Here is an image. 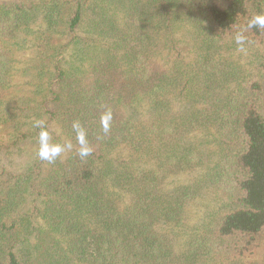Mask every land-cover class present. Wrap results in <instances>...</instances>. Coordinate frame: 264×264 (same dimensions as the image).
I'll return each mask as SVG.
<instances>
[{
    "label": "trees",
    "instance_id": "16d2710c",
    "mask_svg": "<svg viewBox=\"0 0 264 264\" xmlns=\"http://www.w3.org/2000/svg\"><path fill=\"white\" fill-rule=\"evenodd\" d=\"M254 16L264 0L0 2V105L9 43L41 22L35 118L72 145L0 168V264H264V68L247 81L227 54L239 35L264 46ZM19 130L0 153L29 138L38 149L33 122ZM211 193L225 204L189 223Z\"/></svg>",
    "mask_w": 264,
    "mask_h": 264
},
{
    "label": "rangeland",
    "instance_id": "374dc122",
    "mask_svg": "<svg viewBox=\"0 0 264 264\" xmlns=\"http://www.w3.org/2000/svg\"><path fill=\"white\" fill-rule=\"evenodd\" d=\"M13 1L32 0H0L4 3ZM42 25L41 22L31 24L22 29L17 38L9 43L14 60L11 82L0 105V143H10L9 136L13 135L15 130L19 132V129L25 130L29 127L30 122L36 120L39 103H41L42 97L47 94L46 74L35 64L36 52L39 51L41 39L45 38L41 33V31L44 32ZM227 54L245 71L247 81L251 79V75L257 72L258 68H264V46L233 43L229 45ZM235 86L236 82H232L228 90L234 91ZM36 150L37 144L34 138L21 141L16 147L10 146L9 151L4 150L0 153V168L21 172L31 162ZM198 174L197 172L188 176L182 175L170 178L168 181L173 186L177 182ZM223 204H225V199L215 193L199 198L191 207L193 218L189 219V223L194 222L195 217L202 216L206 211L217 209Z\"/></svg>",
    "mask_w": 264,
    "mask_h": 264
},
{
    "label": "clouds",
    "instance_id": "9594fccd",
    "mask_svg": "<svg viewBox=\"0 0 264 264\" xmlns=\"http://www.w3.org/2000/svg\"><path fill=\"white\" fill-rule=\"evenodd\" d=\"M248 27H262L264 28V16H254L250 22ZM243 37L239 35L237 37V43L242 44ZM241 50H243L241 48ZM111 119L110 112H105L101 115V124L103 130L105 132L108 131V122ZM73 131L77 135V140L80 145L79 148V155L81 157H86L91 154V147L88 145L86 135L84 129L80 125L78 121L73 122ZM33 128L39 129L38 134V149L37 155L41 160L48 161L49 163L54 162L57 157H59L66 148L70 149L72 147L71 143L66 144H59V143H52L50 134L46 128V124L44 120H35L33 122Z\"/></svg>",
    "mask_w": 264,
    "mask_h": 264
}]
</instances>
